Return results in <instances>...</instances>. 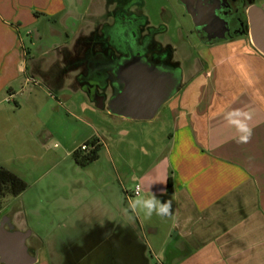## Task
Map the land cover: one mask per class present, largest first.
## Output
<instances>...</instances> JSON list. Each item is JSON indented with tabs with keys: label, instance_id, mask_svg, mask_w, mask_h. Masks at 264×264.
I'll return each mask as SVG.
<instances>
[{
	"label": "crops",
	"instance_id": "obj_1",
	"mask_svg": "<svg viewBox=\"0 0 264 264\" xmlns=\"http://www.w3.org/2000/svg\"><path fill=\"white\" fill-rule=\"evenodd\" d=\"M81 1L0 0V168L25 182L27 172L36 174L48 165L49 143L58 136L41 125L45 113L41 97L60 110L61 95L56 98L51 92L82 94L43 80L44 57L41 50L37 54L28 50L26 39L35 41L33 46L41 43L43 19L78 20L83 14ZM70 44L54 47V54ZM199 58L202 69L190 75L164 106L170 114L164 150L157 151L149 128L162 122L161 116L145 122L110 114L120 124L140 123L136 125L141 137L134 139L130 153L139 152L147 161L133 158L128 163L135 186L141 187L136 198L144 195L169 205L168 213L162 215H170L171 231L160 251L166 264H264V55L251 40L238 39L204 48ZM65 98L72 100L71 95ZM88 128L81 141L64 148L65 158L97 138L102 156L107 154L119 171L125 161L119 145L129 131L120 130L114 136V132ZM113 140L118 141L116 146L110 145ZM73 183L74 192H82L83 184ZM117 209L122 220L137 225L154 252L139 213L134 211L136 221L131 222L121 204ZM26 226L21 222V230ZM149 232L159 235L158 229Z\"/></svg>",
	"mask_w": 264,
	"mask_h": 264
},
{
	"label": "flooded vegetation",
	"instance_id": "obj_2",
	"mask_svg": "<svg viewBox=\"0 0 264 264\" xmlns=\"http://www.w3.org/2000/svg\"><path fill=\"white\" fill-rule=\"evenodd\" d=\"M175 2L190 19V35L201 42L203 49L238 39L251 40L249 12L264 5V0ZM79 4L83 6L82 1ZM188 9L196 14L198 26ZM77 22L82 26L73 43L54 54L51 63L45 58L41 61V76L53 87L81 91L93 106L99 105L103 98L108 107L122 96L128 72L142 74L143 65L161 75L149 77L152 89L157 83L165 88L154 91L159 99L166 97L164 91L172 85L181 90L190 75L202 69L200 58L193 59L188 42L174 45L166 38L167 24L152 25L144 12L143 0H88L86 11ZM13 190L10 187L8 195H0V223H6L8 230L12 227L31 232L26 228L21 230L20 224L25 222L15 209L4 212L3 202L19 197L12 194ZM118 218H104L93 225L80 218L76 222L78 228L65 226L66 232H60L67 235L53 237V241L31 232L26 245L36 257V264H151L150 251L140 229L135 223Z\"/></svg>",
	"mask_w": 264,
	"mask_h": 264
},
{
	"label": "rangeland",
	"instance_id": "obj_3",
	"mask_svg": "<svg viewBox=\"0 0 264 264\" xmlns=\"http://www.w3.org/2000/svg\"><path fill=\"white\" fill-rule=\"evenodd\" d=\"M82 2L83 6H80L79 10L84 13L88 0H82ZM143 3L144 12L152 25L160 27L167 24L169 29L166 38L174 45L182 41L188 42L192 49L193 59H198L203 46L195 36L190 35L191 21L177 6L175 0H143ZM69 4H72V1H69ZM81 26L80 22L72 18L65 23L63 17L59 16L43 19L39 28L41 43L36 42V45L33 46L35 41L26 39V35H24L26 47L35 54L41 50V56L52 62L55 60L54 47H61L67 42L74 41ZM51 94L56 98L61 95L63 102V108L58 110L53 108V105L47 104V99L41 97V106H45V113L41 115V125L44 124L45 127H49L58 135L54 136L55 138L49 143L48 148L52 155L49 156L48 165L42 170L36 174L29 172L25 174L27 176V190L17 198L6 199L3 202L4 212L8 208L15 209L26 222V229L39 237L49 238L53 241V237L67 235L61 233L62 230L66 232V228H78L76 222L80 218L88 225H93L95 222L101 223L104 218L119 219L117 208L121 204L131 222L136 221L134 211L139 213L138 218L143 224V232L154 247V252L149 253L151 264H166L165 253L160 251L168 240V234L171 231V220L168 218L170 215H157V212L153 210L155 213L152 212V215L148 216L140 208L133 210L129 206L130 201L136 198L132 194L137 181L134 179L132 166L128 163L133 158L142 162L147 161L139 152L136 153V156L130 153V150L133 149L134 139L141 137L138 136L139 127L136 125L140 123L120 124L118 119H114L106 111L92 107L87 98L80 92L71 93L66 90L54 91ZM66 95H71L72 100L66 102ZM12 106L15 108L14 104ZM158 115L163 118V121L154 123L153 127H149L153 129L151 136L157 151L164 150V136L170 131V127L166 125V119L170 118L166 107L162 108ZM147 124L149 123H142L144 126H150ZM89 126L98 133L99 131L114 132V136L120 130L129 131V137L125 140L122 139L123 141L119 145L125 159L121 168L119 167V171L115 170L105 153L103 156L100 154L101 158L97 162L84 168L77 165L73 156L65 158L64 148L71 147L74 143L81 141L85 132H89ZM117 142V140H113L112 144L109 143L111 146H116ZM56 155L57 157H55ZM73 182L83 184L82 192L79 190L74 192ZM107 186H109L108 189ZM137 199L146 198L142 195ZM108 207L109 209H107ZM108 213H113V215L109 216ZM60 222L68 223L63 227L58 225ZM150 228L158 229L159 235L157 237L152 236L153 234L150 235Z\"/></svg>",
	"mask_w": 264,
	"mask_h": 264
},
{
	"label": "water",
	"instance_id": "obj_4",
	"mask_svg": "<svg viewBox=\"0 0 264 264\" xmlns=\"http://www.w3.org/2000/svg\"><path fill=\"white\" fill-rule=\"evenodd\" d=\"M181 1V0H179ZM188 13L194 18L196 25L198 21L196 14L188 9ZM250 39L253 47L264 55V5L256 7L249 12ZM143 65V64H142ZM155 75L160 78L157 70L151 72L149 67L143 65L142 74L137 71H130L126 75L127 85L122 96L110 103L108 107L104 105V99L100 100L95 107L98 110L106 111L113 116H118L132 121H153L161 109L169 103L180 89L173 85L164 92L166 97L159 99L154 91H160L161 83H157L152 89L150 76ZM142 76V77H141ZM173 78V76H170ZM165 89L162 87V90ZM152 90V91H151ZM163 92V91H162ZM158 100L156 101V97ZM31 232L6 229V223H0V264H36L37 259L30 253L26 245Z\"/></svg>",
	"mask_w": 264,
	"mask_h": 264
},
{
	"label": "trees",
	"instance_id": "obj_5",
	"mask_svg": "<svg viewBox=\"0 0 264 264\" xmlns=\"http://www.w3.org/2000/svg\"><path fill=\"white\" fill-rule=\"evenodd\" d=\"M86 144L90 147L88 152H82L79 149L73 154V159L77 165L83 168L97 162L102 151V145L97 138H92ZM10 187L14 188L12 194L17 197L27 190L28 185L15 174L0 168V195L2 197L8 195Z\"/></svg>",
	"mask_w": 264,
	"mask_h": 264
},
{
	"label": "clouds",
	"instance_id": "obj_6",
	"mask_svg": "<svg viewBox=\"0 0 264 264\" xmlns=\"http://www.w3.org/2000/svg\"><path fill=\"white\" fill-rule=\"evenodd\" d=\"M164 193L166 194L167 189H163ZM137 193H139V186H137ZM129 206L136 210L137 208H140L141 210L145 211V214L148 216L152 215L153 209L158 208L157 215L160 214H167L169 211V205L168 203L160 204L159 201H156L153 199H137L130 201Z\"/></svg>",
	"mask_w": 264,
	"mask_h": 264
},
{
	"label": "built area",
	"instance_id": "obj_7",
	"mask_svg": "<svg viewBox=\"0 0 264 264\" xmlns=\"http://www.w3.org/2000/svg\"><path fill=\"white\" fill-rule=\"evenodd\" d=\"M90 149V147L85 143L80 147V150L82 152H88ZM141 194V187L139 186V193H137V187L135 188L134 192H133V197H139Z\"/></svg>",
	"mask_w": 264,
	"mask_h": 264
}]
</instances>
